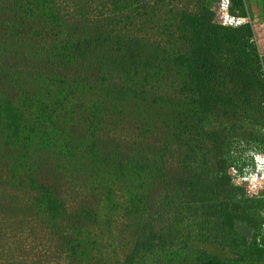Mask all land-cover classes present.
Returning <instances> with one entry per match:
<instances>
[{
    "label": "trees",
    "instance_id": "1",
    "mask_svg": "<svg viewBox=\"0 0 264 264\" xmlns=\"http://www.w3.org/2000/svg\"><path fill=\"white\" fill-rule=\"evenodd\" d=\"M22 1L20 11L1 10L0 67L14 68L13 52H23L31 40L39 51L26 47L30 64L76 73L72 81L30 75L28 82L37 84L33 94L14 86L21 89L25 75L0 83V211L41 212L58 229L65 264H98L93 227L103 221L100 208L70 212L60 188L39 182L41 169L32 159L53 155L54 170L68 180L87 160L109 178L101 184L102 208L119 212L126 222L129 247L114 264H248L261 256L264 199L246 197L226 173L239 166L230 156L237 141L264 144V56L250 23L217 24L210 11L217 0H68L77 14L73 21L56 9L55 0ZM231 3L245 17L244 0ZM91 9L98 10L93 19ZM145 30H155L154 39ZM89 84L100 98L87 106L85 140L74 145L52 135L59 118L50 91L61 101L57 106L71 105L63 96ZM83 100L76 107L85 106ZM123 109L141 127L154 110L166 143L145 135L123 150L104 148L101 130ZM114 178L123 185L118 210L110 188ZM27 193L33 196L26 200ZM202 244L232 257L197 250Z\"/></svg>",
    "mask_w": 264,
    "mask_h": 264
},
{
    "label": "rangeland",
    "instance_id": "2",
    "mask_svg": "<svg viewBox=\"0 0 264 264\" xmlns=\"http://www.w3.org/2000/svg\"><path fill=\"white\" fill-rule=\"evenodd\" d=\"M20 1L22 0H0V13L3 9V11L7 12L20 11ZM26 1L27 3L31 2V0ZM174 3L178 4L177 1ZM244 4L248 16L247 22L252 25L255 33V42H257L261 53L264 54V0H244ZM55 7L62 14L64 13L63 16L66 20L73 21L77 15L73 5L68 0H55ZM97 11V9L90 10V19H93L95 16L93 14ZM145 31L149 32V34H146L147 37L154 39V36H156L155 34L153 36V33H156L155 30ZM28 38L29 34H24L22 37L24 41L28 40ZM27 46H31L33 50L39 51L37 44L28 40L27 44L24 43L21 46L23 52H13L15 56L12 63L15 69L10 67L5 70L0 67V83L6 81H12L14 83V80L20 79L22 75H25L22 77V81L24 84H28L26 89L24 84H22L21 89H18L16 85L14 86L20 92L24 91L33 94L37 91V84L28 82L31 78L30 75L40 74L42 75L41 77L54 76L59 77L61 80L64 77L67 81H72L76 73L74 69L65 72L69 78L64 76L65 74L62 75L51 71L42 64H30L31 59L27 55L28 52L25 51ZM44 55L42 56L44 57ZM81 76L85 77L86 75L82 74ZM50 92L51 94L48 95L49 103L51 104V108L55 110V115L59 118L57 121L59 129L57 133L55 131L52 132V135L57 136L58 134L60 138H66L70 144L74 145L85 140L88 133L86 131V125L84 124V117L88 115L87 109L89 107L87 106L89 101L91 103L95 98H100L98 90L89 84L83 92L78 90L73 95H64L63 99L68 97L71 105L65 103L62 106H57V103L61 101L58 97L54 96L52 91ZM81 99H84L83 102H86V105L78 108L76 107V102ZM129 118L131 119L130 112L128 110L126 112L123 109L115 120L111 122L107 121L105 127L101 130V143L104 148L123 150L130 147L134 142L139 143L143 141L145 135V140L148 141L153 140L151 136L155 140L156 138L161 139H158L160 143L157 141L154 144L166 143L162 141L164 129L161 127V123L155 120L154 110L147 114V126L144 121V126L142 127L137 121L132 122L131 120L130 123L128 121ZM254 143L250 138H247L237 141L233 145L230 156L239 164V166L234 167L241 168L249 163ZM54 149L57 150L56 147ZM8 156H10L9 151ZM44 156L45 154L39 157H33L32 159L41 169L37 174L38 180L39 182L44 180V182L46 181L51 186L60 188L59 193L62 196L65 207L70 212L83 207L100 208V221L102 219L103 221L96 223L93 227V233L97 236L95 241L96 254H100L98 259L100 262L98 264H114L116 260L123 259L129 247L126 222L119 212L111 214L113 212L112 210H108L106 207L102 208V206H105L103 203L105 196H103L101 184L105 182L104 180L109 179L108 175L95 173V166L93 164L87 166L86 160L83 164H80V167L75 173H72L74 175L70 180L63 178L62 175V178H60V173L53 168L55 167L56 160L54 156L51 154ZM112 183L115 185L110 186V188H113V199L116 202L118 210L119 205L124 202V198L122 197L123 185L118 183L115 178ZM30 195L33 196V193H27L24 199L27 200ZM23 204L24 207L28 206L29 201ZM9 214L7 215L0 211V264H65L62 261L63 255L58 247V229L50 228L41 212L33 210L27 216H17L14 213ZM16 214H18L17 211ZM260 218L263 222L262 234L260 236V239L263 240L260 243L264 244V209L260 213ZM249 260L251 261L248 264H264V252L261 256L250 258Z\"/></svg>",
    "mask_w": 264,
    "mask_h": 264
},
{
    "label": "built area",
    "instance_id": "3",
    "mask_svg": "<svg viewBox=\"0 0 264 264\" xmlns=\"http://www.w3.org/2000/svg\"><path fill=\"white\" fill-rule=\"evenodd\" d=\"M210 11L214 21L221 26L237 27L248 23L247 16L241 17L237 11H232L231 0H217ZM226 173L232 185L240 188L246 197L264 199V144L253 146L248 164L241 168L229 167Z\"/></svg>",
    "mask_w": 264,
    "mask_h": 264
},
{
    "label": "water",
    "instance_id": "4",
    "mask_svg": "<svg viewBox=\"0 0 264 264\" xmlns=\"http://www.w3.org/2000/svg\"><path fill=\"white\" fill-rule=\"evenodd\" d=\"M235 229L241 234V235H246L248 238L251 236V232L243 227V226H236ZM197 250H204L207 252V254L211 256H216L219 258H231V254L227 252L226 250H223L220 247H217L216 245L212 244H202L198 245L196 247Z\"/></svg>",
    "mask_w": 264,
    "mask_h": 264
},
{
    "label": "crops",
    "instance_id": "5",
    "mask_svg": "<svg viewBox=\"0 0 264 264\" xmlns=\"http://www.w3.org/2000/svg\"><path fill=\"white\" fill-rule=\"evenodd\" d=\"M247 16V14L245 15V17ZM248 17V16H247ZM251 25V24H250ZM251 27H252V25H251ZM252 30H253V28H252ZM253 33H254V30H253ZM254 37H255V33H254ZM255 42V41H254ZM256 43V45H257V42H255ZM257 48H258V50H259V53L262 55V56H264V54H262L261 53V51H260V48L258 47V45H257Z\"/></svg>",
    "mask_w": 264,
    "mask_h": 264
}]
</instances>
